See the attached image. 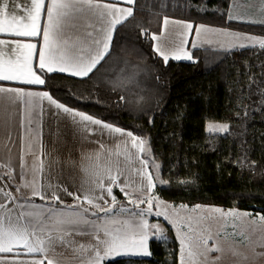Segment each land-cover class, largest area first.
Masks as SVG:
<instances>
[{
  "label": "snow or ice",
  "instance_id": "6c2138e0",
  "mask_svg": "<svg viewBox=\"0 0 264 264\" xmlns=\"http://www.w3.org/2000/svg\"><path fill=\"white\" fill-rule=\"evenodd\" d=\"M253 0H248V7ZM259 12L264 14V0H259ZM126 3L128 7H120ZM136 0H0V82H17L21 85H45L43 72L68 73L75 77L85 78L96 69L97 65L109 55L111 40L117 26L125 23L134 15ZM232 5H239V0H232ZM230 9L225 13L228 20L241 23L264 25V19H253L243 14H234ZM43 21V25H42ZM169 25L173 27L170 29ZM194 25L191 22L163 18L161 33H151L146 29L142 35L150 37L154 51L165 64L170 58L175 60H192L190 52L184 45L192 33ZM83 29V34L74 40L67 38L69 30ZM196 37L201 30L218 32L228 38L231 48H259L264 50V37L224 29H210L205 25L195 26ZM42 42L37 53V43ZM192 47H197L193 44ZM38 56L37 67L43 70L40 74L33 68V59ZM137 73H132L125 80L115 82L123 86L135 80ZM253 83L255 81H252ZM261 95H264L262 90ZM48 100L57 108L70 114L73 119H79L87 128L89 125L99 126L109 134H118L125 141L124 159H119V151L113 153L115 160L109 158V164L103 169V176L98 171L87 192L74 195L61 189L66 195L73 196L75 203L65 205L55 191L42 192L36 186V180H24L15 184L16 169L11 162L0 163V264H54L49 253L56 247L73 252L80 259V264H104L114 256H150L148 242L151 238L167 239L165 230L159 224H149L146 217L155 215L169 219L168 209L171 207L157 195L152 193L157 184H166L159 178L160 165L155 162L148 146V140L136 136L131 131L106 123L92 115L76 111L57 102L47 91H32L26 87L11 86L0 83V108L9 111V119L19 115L22 130L30 135L35 127L38 135L40 117L39 102ZM123 101L124 97H120ZM247 115V112H245ZM149 123L152 120L149 119ZM208 131L227 133L229 126L209 124ZM11 139V136H9ZM24 136H21L20 175L27 174L24 159ZM135 149V151L128 150ZM29 154L31 153V145ZM103 148V145H101ZM119 149V145H117ZM140 154H148V159ZM91 158V157H90ZM96 160L100 154H96ZM149 160L155 171H147ZM243 163V161H241ZM42 161L36 156L31 166L33 173L40 171ZM254 166V162H252ZM5 176L7 182H5ZM123 176L121 186L119 177ZM139 178V182L131 179ZM108 183L105 185L104 181ZM188 183V181H182ZM9 184L21 189H31V196H18L11 191ZM113 185L119 188L125 197L129 198L132 208L124 207L113 195ZM130 189V190H129ZM139 193L137 199H131ZM110 197V201L105 197ZM39 198L42 203L34 202ZM163 207L164 211H155ZM146 205L141 208L140 205ZM59 205V207L57 206ZM86 205V206H85ZM182 209L187 205H180ZM198 210L202 205L193 206ZM210 213L219 214L222 218H237L250 216V213H238L235 210L208 208ZM175 219L170 223L176 228L180 242V264H220L225 255L248 259L235 246L225 248L210 232L203 235L201 226L205 217L181 216L173 211ZM264 222V215L258 216ZM216 235H223L217 233ZM246 242L242 233H232ZM213 241L209 246V241ZM264 248V243L259 245ZM215 253L216 255H213ZM255 256L264 257V251L255 252ZM187 258V259H186Z\"/></svg>",
  "mask_w": 264,
  "mask_h": 264
},
{
  "label": "trees",
  "instance_id": "16d2710c",
  "mask_svg": "<svg viewBox=\"0 0 264 264\" xmlns=\"http://www.w3.org/2000/svg\"><path fill=\"white\" fill-rule=\"evenodd\" d=\"M230 5L136 0L133 17L117 28L109 55L88 77L43 72L41 88L72 109L146 138L159 178L168 182L154 192L163 201L249 210L256 217L264 215V50L196 48L191 61L165 64L154 41L141 34H160L163 18L171 17L264 37V25L228 20ZM134 72L133 82L115 85ZM211 123L228 124L229 131L209 132ZM149 168L155 171L151 160ZM114 195L120 204L126 199L117 187ZM164 230L167 239L151 238L149 257L104 264H179L178 238L170 226Z\"/></svg>",
  "mask_w": 264,
  "mask_h": 264
},
{
  "label": "crops",
  "instance_id": "0c3cea01",
  "mask_svg": "<svg viewBox=\"0 0 264 264\" xmlns=\"http://www.w3.org/2000/svg\"><path fill=\"white\" fill-rule=\"evenodd\" d=\"M106 2L112 3L115 2V0H106ZM119 6L128 7L129 5H127L126 3H121ZM42 25H43V21H42ZM193 25H194L193 31L187 37V43L184 45L185 51L190 52L191 55L193 49L201 48V46L204 45L203 42L210 41L212 40L213 37H221V38L223 37L224 43L222 44L227 45L228 47L230 46L228 38L223 35H220L218 32H212V31L206 32L204 30H201L200 36L196 37L195 35L196 25L195 24ZM197 25H201V24H197ZM119 26H117V28ZM205 26H207L210 29L220 30V28H215L208 25ZM172 27H173L172 25H169L170 29ZM116 30L114 31L112 36L110 51L112 48ZM82 34H83V29H80L79 31L69 30L67 32V38L71 42V40H74L77 36H81ZM257 37H261V36H257ZM0 38H7V37L4 35H0ZM203 38L205 39L204 41ZM33 42L37 43V53H38L42 42L39 40V38H33ZM193 44H196L197 47H192ZM103 61H101V63ZM181 61H191V60L182 59ZM37 63H38V56L34 57L33 59V68L34 70L37 71L38 74H40V71L43 70L38 69ZM100 64H98L97 67ZM53 73H60V72H53ZM61 74L70 75L68 73H61ZM0 83L9 84L11 86L26 87L32 91H45L41 88L43 85H21L18 84L17 82H0ZM52 98L56 100L53 96ZM39 110L41 114L38 121V135L35 127L33 128L32 133L29 135L26 129L25 130L21 129L19 124L18 114L13 115L11 119H9L10 110L0 108V163L7 164L9 163V161L11 162V166L14 169H16V172L14 173L15 184H21L22 179L29 181L35 179L36 186L42 192H44L45 190L55 191L56 194L60 196L61 200L65 205H72L73 203H75L73 196L66 195L63 191H61V189H67V192L73 193L74 195H80L82 192H87L92 181L96 178L95 173L99 171L103 176L104 174L103 169L106 166H108L109 158L111 157L112 160H115L117 158L116 156L112 155L113 153L119 151L120 153L119 159L123 161L124 153L126 151L125 141L127 138H121L119 137L118 134L116 135L109 134L107 130H102L99 128V126L96 125H89L87 128H85L84 124L80 122L78 118L74 120L70 114L65 113L62 109L57 108L55 105L51 104L46 99L40 100ZM22 135L24 136V141H23L24 159L26 161L25 167L27 169V174L23 178L20 175V165H21V155H22L21 153ZM9 136H11V139H9ZM29 145H31V153H34L35 155L29 154V147H28ZM101 145H103V148H101ZM117 145H119V149H117ZM128 150L133 152L135 151V149H130V146ZM98 153L100 154V159L96 160L95 156ZM36 156L40 157V161H42V166L38 165V167H40V171L33 173L31 170V166ZM140 156L141 158H143V154H140ZM147 171H151L149 166L147 168ZM119 179L121 182V186H123V182L125 178L121 176L119 177ZM131 179H134L137 182H139L138 177L133 176ZM5 182H7L6 176H5ZM104 183L105 185H107L108 181L105 180ZM9 187L11 188V191L18 196V198L21 195L24 197L31 196V189L22 188L21 192L17 193L15 186L9 184ZM115 187L116 186L113 185V195H114ZM155 189L152 190V193L155 192ZM135 195L139 196V193H135ZM105 198L108 199L109 202H111L110 197L106 196ZM36 199L39 198H35L34 200L35 203L37 204L42 203L40 199H39L40 201ZM121 205L127 208H131L127 202V199H125V201L121 203ZM57 206L59 207V205ZM197 216L199 215H196L194 217ZM146 219L148 220L150 225L159 224L161 228L163 229L165 228V224H163V222L160 220H153V218L149 216L146 217ZM205 220H207L206 222L207 225L203 224V226L201 227L207 230L208 233L210 232L212 234L210 227L212 220L210 218L206 219V217ZM214 220L215 218H213V221ZM172 228H174V226ZM205 230L202 233L203 235H207V232ZM219 233H221V231H219ZM222 238L223 237L219 235L218 239H222ZM149 242H148V248H149ZM210 244L212 245L211 240H210ZM48 255L49 258L54 261V264H80V259L77 258L73 252L68 251L61 247H56L55 251L50 252ZM213 255L216 254L213 253ZM125 257L142 258L149 256H114L110 259L125 258ZM179 257H180V250H179ZM233 259L235 260L236 257H231L228 255V259L227 258L222 259L220 261V264L222 263L227 264L228 262L231 263ZM179 264H180V260H179Z\"/></svg>",
  "mask_w": 264,
  "mask_h": 264
},
{
  "label": "rangeland",
  "instance_id": "374dc122",
  "mask_svg": "<svg viewBox=\"0 0 264 264\" xmlns=\"http://www.w3.org/2000/svg\"><path fill=\"white\" fill-rule=\"evenodd\" d=\"M259 0H253L252 6L248 7V0H239V5H232L234 8V14H243L250 16L253 19L260 18V12L258 9L260 8ZM171 20H178V21H183L177 18H171L168 17ZM189 22V21H185ZM192 23V22H191ZM217 28V27H215ZM221 29V28H220ZM228 30V29H226ZM232 31V30H231ZM248 34V33H246ZM252 35V34H250ZM205 39L203 38V41ZM204 45L201 46V48H211V49H218V50H223V51H231L239 48H231V46L223 45L224 43V38L222 37H213L212 40L203 42ZM211 124H216V125H224L225 123H211ZM228 125V124H227ZM138 196L133 194L131 199H137ZM128 204L132 208L133 206L129 203V198L126 197ZM162 200V199H161ZM167 203V202H166ZM171 207L168 209L169 213V219L166 220L164 216H155V215H150L149 217H152L153 220H160L163 222V224L170 226L171 228L173 225L170 223V220L175 219V216H172V212L176 211L179 212L181 216H191L194 217L196 215H199L200 217L205 216L206 219L210 218L211 224V231L212 234L215 236L216 240L220 241L222 245L225 248H228L229 246H235L236 248L239 249L241 253L246 255L248 259H243L242 257H236V259L231 262L232 264H264V257L261 256H255L253 253V250L255 252H261L264 251V248H261L259 245L261 243H264V222L260 221L258 219V216L254 217L252 211L249 210H238V209H233V208H223V207H218L224 210H235L238 213H250V216H238L237 218H222L219 216V214L216 213H210L208 211V208H217V206H207V207H202L198 210H194L193 206H188V208L182 209L179 206H174L172 204L167 203ZM203 206V205H202ZM141 208L146 207V205L142 204L140 205ZM155 211H164L163 207L157 208L155 203L153 205V213ZM213 218L215 220L213 221ZM168 222V224H167ZM207 220H205L204 224L207 225ZM203 226V225H202ZM165 229V228H164ZM174 232L177 230L176 228H172ZM207 232V230H205ZM221 231L223 233L222 239H218L219 235H216ZM242 233L244 237L247 238L246 242L243 241L239 236H233L232 233ZM175 233V234H176ZM208 234V232H207ZM213 243V241H212ZM209 246H211L210 241H209ZM231 256V255H229ZM233 257V256H231ZM224 258L228 259V255H225ZM223 258V259H224ZM228 262L227 264H231ZM223 264V263H222Z\"/></svg>",
  "mask_w": 264,
  "mask_h": 264
}]
</instances>
